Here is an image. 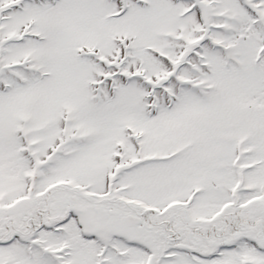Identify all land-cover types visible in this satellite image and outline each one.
Returning a JSON list of instances; mask_svg holds the SVG:
<instances>
[{
	"label": "snow or ice",
	"instance_id": "snow-or-ice-1",
	"mask_svg": "<svg viewBox=\"0 0 264 264\" xmlns=\"http://www.w3.org/2000/svg\"><path fill=\"white\" fill-rule=\"evenodd\" d=\"M0 264H264V0H0Z\"/></svg>",
	"mask_w": 264,
	"mask_h": 264
}]
</instances>
